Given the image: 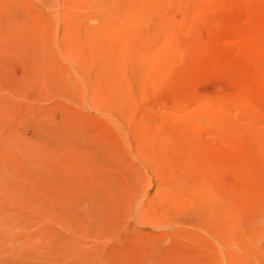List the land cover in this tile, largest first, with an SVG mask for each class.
<instances>
[{"label":"rangeland","instance_id":"rangeland-1","mask_svg":"<svg viewBox=\"0 0 264 264\" xmlns=\"http://www.w3.org/2000/svg\"><path fill=\"white\" fill-rule=\"evenodd\" d=\"M200 245L264 264V0H0V264Z\"/></svg>","mask_w":264,"mask_h":264},{"label":"bare ground","instance_id":"bare-ground-1","mask_svg":"<svg viewBox=\"0 0 264 264\" xmlns=\"http://www.w3.org/2000/svg\"><path fill=\"white\" fill-rule=\"evenodd\" d=\"M138 2H140L141 0H137ZM144 1V0H143ZM149 2V1H148ZM137 3V2H136ZM144 3V2H143ZM146 3H147V1H146ZM140 4H142V2L140 3ZM137 5V4H136ZM144 5V4H143ZM135 8V7H134ZM148 64V63H147ZM205 107H204V109H203V111H204V113H205V111L207 112V114H208V117H209V119L218 127H220V126H222V125H225V124H230V123H228L227 121L228 120H225L226 118H224V117H222V116H220V114H218L217 112V114H215L214 112H213V107H212V110H210L209 108H207L206 107V104L204 105ZM215 109H216V107H214ZM202 110V109H201ZM219 110V109H218ZM216 111V110H215ZM220 112H221V110H219ZM195 112V111H194ZM223 112V111H222ZM222 114V113H221ZM195 115H197V114H195ZM185 121H189L188 123L189 124H193V125H196L194 122H195V119L193 118V116H190L189 118H187ZM209 122V121H208ZM227 125H226V127H227ZM224 127V126H223ZM223 127H220V128H223ZM176 191H178V190H176ZM192 242L193 243H197V244H200L199 242H206V240L205 239H202L201 240V238L200 237H197V238H193L192 239ZM222 252H224L223 250H222ZM222 252H220V250H217V249H212V248H210L209 246H207V245H200V248H199V250H198V255H199V257H197V258H194V263L195 264H214L213 262L215 261V259H216V262H215V264H217V260L220 258V255H221V253ZM225 253V252H224ZM227 254V253H226ZM200 259H202V260H200Z\"/></svg>","mask_w":264,"mask_h":264}]
</instances>
